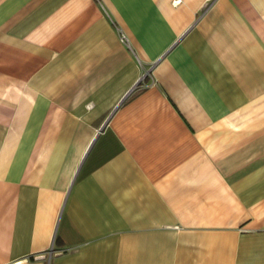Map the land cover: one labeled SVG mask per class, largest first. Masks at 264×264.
<instances>
[{
    "label": "crops",
    "instance_id": "1",
    "mask_svg": "<svg viewBox=\"0 0 264 264\" xmlns=\"http://www.w3.org/2000/svg\"><path fill=\"white\" fill-rule=\"evenodd\" d=\"M0 264H264V0H0Z\"/></svg>",
    "mask_w": 264,
    "mask_h": 264
},
{
    "label": "built area",
    "instance_id": "2",
    "mask_svg": "<svg viewBox=\"0 0 264 264\" xmlns=\"http://www.w3.org/2000/svg\"><path fill=\"white\" fill-rule=\"evenodd\" d=\"M120 37H121L122 41L127 42V38H126V36L123 33L120 34Z\"/></svg>",
    "mask_w": 264,
    "mask_h": 264
}]
</instances>
